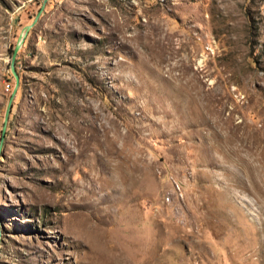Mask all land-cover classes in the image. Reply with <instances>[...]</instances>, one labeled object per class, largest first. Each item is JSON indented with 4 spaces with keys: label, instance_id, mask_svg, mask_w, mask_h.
I'll list each match as a JSON object with an SVG mask.
<instances>
[{
    "label": "rangeland",
    "instance_id": "1",
    "mask_svg": "<svg viewBox=\"0 0 264 264\" xmlns=\"http://www.w3.org/2000/svg\"><path fill=\"white\" fill-rule=\"evenodd\" d=\"M0 264H264V0H0Z\"/></svg>",
    "mask_w": 264,
    "mask_h": 264
},
{
    "label": "water",
    "instance_id": "2",
    "mask_svg": "<svg viewBox=\"0 0 264 264\" xmlns=\"http://www.w3.org/2000/svg\"><path fill=\"white\" fill-rule=\"evenodd\" d=\"M42 11H40V13L38 14V16L36 17L34 23L30 26H28L26 28V31L24 34H22V36L20 37V40H19V43L18 45L16 46L15 50H14V53H13V56H12V63H11V70H12V73L16 79V88L14 90V93L13 95L11 96L10 100H9V104H8V108H7V113H6V122L8 121L9 119V116H10V113H11V110H12V107H13V101H14V98L15 96L17 95V90L19 88V84H20V77H19V74L17 72V69H16V59H17V55H18V52L19 50L21 49L22 45L24 44L25 42V39L30 31V29L33 27V25L37 22L40 14H41ZM5 130H6V125L4 127V133H5Z\"/></svg>",
    "mask_w": 264,
    "mask_h": 264
},
{
    "label": "bare ground",
    "instance_id": "3",
    "mask_svg": "<svg viewBox=\"0 0 264 264\" xmlns=\"http://www.w3.org/2000/svg\"><path fill=\"white\" fill-rule=\"evenodd\" d=\"M218 115V114H217Z\"/></svg>",
    "mask_w": 264,
    "mask_h": 264
}]
</instances>
